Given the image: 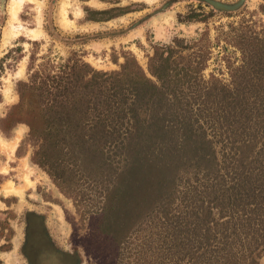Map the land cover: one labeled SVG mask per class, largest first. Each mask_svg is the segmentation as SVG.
I'll list each match as a JSON object with an SVG mask.
<instances>
[{
  "label": "trees",
  "instance_id": "16d2710c",
  "mask_svg": "<svg viewBox=\"0 0 264 264\" xmlns=\"http://www.w3.org/2000/svg\"><path fill=\"white\" fill-rule=\"evenodd\" d=\"M241 1L208 3L223 11ZM111 9L85 8L86 21L108 20L114 16L100 15ZM207 16L191 10L180 21ZM243 26L222 33L225 46L240 52L219 58L227 79L204 73L212 58L207 30L197 39L175 36L152 45L146 69L130 52L121 63L113 58L118 69L108 71L76 53L38 55L31 41L26 78L15 82L18 101L0 117V132L9 138L25 124L15 156L30 150V163L75 203L77 196H98L100 229L115 241L142 225L151 228L157 246L147 245L138 257L161 251L162 264H259L264 26L262 32Z\"/></svg>",
  "mask_w": 264,
  "mask_h": 264
},
{
  "label": "rangeland",
  "instance_id": "374dc122",
  "mask_svg": "<svg viewBox=\"0 0 264 264\" xmlns=\"http://www.w3.org/2000/svg\"><path fill=\"white\" fill-rule=\"evenodd\" d=\"M62 1L25 2L18 14L19 20L15 21L16 28L5 42L11 0H0V117L18 101L15 82L26 78L31 41L38 42L35 46L38 55L49 50L53 56L67 58L76 53L93 67L108 71L118 69L117 63L123 62L122 53L130 52L146 69L152 45L169 43L175 36L197 39L207 30L212 58L204 73L207 75L214 70L217 76L227 79L225 64L219 58L226 53L233 60L239 58L240 52L236 47L225 46L222 33H229L231 26L241 28L240 25H244L243 28L250 25L262 32L264 26V11L260 10L264 0H242L236 8L223 11L214 9L209 0H174L165 10L142 22L141 18L160 10L167 0H64L70 25L59 21ZM218 1L235 3L238 0ZM85 8H112L100 16L114 17L86 21ZM191 10L208 15L205 22L180 21ZM39 17L42 33L32 39L26 32L39 26ZM234 33L231 31L230 35ZM216 38H219L218 43ZM20 55L22 58L18 59ZM7 92L10 100H6ZM27 130L25 124H19L9 138L1 132L0 136L6 144L18 138V146ZM15 150L0 145V211L10 212H0L4 226L0 229V246L4 249L9 246V250L0 249V264H162L161 251H148L140 257L136 254L146 251L147 245L157 246V239L150 238L151 228L142 225L143 229L131 230L123 241H115L100 229L101 213L97 207L102 203L98 196H77L78 209L75 199L60 192L43 170L30 163V150L19 158ZM10 184L22 188V195L8 193L5 187ZM116 220L127 224L124 218ZM258 262L264 264V248Z\"/></svg>",
  "mask_w": 264,
  "mask_h": 264
},
{
  "label": "bare ground",
  "instance_id": "6f19581e",
  "mask_svg": "<svg viewBox=\"0 0 264 264\" xmlns=\"http://www.w3.org/2000/svg\"><path fill=\"white\" fill-rule=\"evenodd\" d=\"M27 1H32V2H36V0H11L10 2V5H9V23L8 24V27H7V30H6V33H5V39L4 41L6 42L10 36L13 34L14 30H15V21L16 20H19L18 19V14L21 12L22 8H23V5L25 4V2ZM63 3L61 4L60 6V9H59V21L61 23H63L64 25H70V20L68 19V13H67V9H66V1H62ZM39 26L37 28H32V29H27V35H29L32 39H37L38 36L42 33V30H41V17H39ZM91 26V25H90ZM22 72V71H21ZM20 72V73H21ZM9 91V90H8ZM6 100H10L11 99V96H9V92H7L6 94ZM14 98H17L16 94H14L13 96ZM17 100V99H16ZM18 131V134L21 133V131L19 129H17ZM17 141H18V138L12 143V144H6L4 139L0 136V145H2L3 147L5 146H8V148L11 150V151H14L16 146H17ZM5 145V146H4ZM31 182V181H30ZM5 190L10 193V192H14L16 194H19L20 196L22 195L23 193V189H17L15 188L12 184H10L9 186L5 187Z\"/></svg>",
  "mask_w": 264,
  "mask_h": 264
},
{
  "label": "water",
  "instance_id": "95a60500",
  "mask_svg": "<svg viewBox=\"0 0 264 264\" xmlns=\"http://www.w3.org/2000/svg\"><path fill=\"white\" fill-rule=\"evenodd\" d=\"M173 1H174V0H167V1L165 2V4L160 8V10H155L154 12L145 15L143 18H141L140 21L142 22V21L146 20L147 18H150L151 16L157 14L158 12L165 10L166 7L168 6V4H170V3L173 2Z\"/></svg>",
  "mask_w": 264,
  "mask_h": 264
},
{
  "label": "clouds",
  "instance_id": "9594fccd",
  "mask_svg": "<svg viewBox=\"0 0 264 264\" xmlns=\"http://www.w3.org/2000/svg\"><path fill=\"white\" fill-rule=\"evenodd\" d=\"M0 115H2V114H0Z\"/></svg>",
  "mask_w": 264,
  "mask_h": 264
},
{
  "label": "crops",
  "instance_id": "0c3cea01",
  "mask_svg": "<svg viewBox=\"0 0 264 264\" xmlns=\"http://www.w3.org/2000/svg\"><path fill=\"white\" fill-rule=\"evenodd\" d=\"M14 193V192H13ZM19 195V194H18Z\"/></svg>",
  "mask_w": 264,
  "mask_h": 264
}]
</instances>
